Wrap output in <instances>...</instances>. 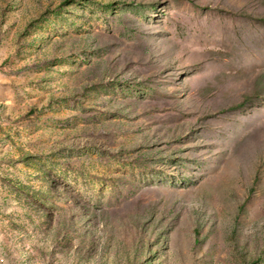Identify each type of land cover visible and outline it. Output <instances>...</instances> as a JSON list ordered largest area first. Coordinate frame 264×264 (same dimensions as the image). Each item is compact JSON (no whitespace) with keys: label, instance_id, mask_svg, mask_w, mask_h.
Segmentation results:
<instances>
[{"label":"rangeland","instance_id":"obj_1","mask_svg":"<svg viewBox=\"0 0 264 264\" xmlns=\"http://www.w3.org/2000/svg\"><path fill=\"white\" fill-rule=\"evenodd\" d=\"M0 264H264V0H0Z\"/></svg>","mask_w":264,"mask_h":264}]
</instances>
